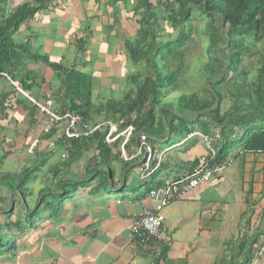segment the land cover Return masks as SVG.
<instances>
[{"label":"crops","instance_id":"obj_1","mask_svg":"<svg viewBox=\"0 0 264 264\" xmlns=\"http://www.w3.org/2000/svg\"><path fill=\"white\" fill-rule=\"evenodd\" d=\"M156 2L150 0L154 6ZM25 3L35 6L33 0L3 2L0 22ZM139 3L140 0H53L12 37L17 51L27 59L21 61L22 68L15 72L13 62L8 64L15 77L9 70L0 73V227L24 221L26 213L24 206L23 213L19 209L21 194L10 190L3 180L6 177L36 169L46 159L37 177V188L30 186V200L38 199L47 187L57 188L58 181L82 184L68 197H63L64 192L52 196L50 206L37 211L33 228H15L14 246L0 248V264H165L173 251L177 255L175 260L183 264H194L196 258L211 253V263L218 264L225 244L237 238L244 225L249 224L253 233L264 223V153L234 150L219 177L177 201V207L169 211L162 232L168 252L158 261L160 253L153 258L156 252L145 254L136 250L130 231L133 217L155 205L148 198L149 189L176 181L186 170L198 166L207 153L202 138L198 136L195 145L186 150L193 141L184 139V134L175 135L171 138L175 142L172 146L166 145L170 147L156 153V146L170 141L165 135L156 137L151 142H155V173L144 182L139 175L144 158L138 156L134 145L127 147V160L121 157L119 142L108 147L112 150L109 167L99 168L102 161L96 145L89 141L82 144L80 158L71 161L74 140L45 133L46 118L26 95L40 101L51 99L64 110L60 101L64 90L55 72L31 57H46L51 63L89 75L94 87L93 100L101 91L107 97L116 94L119 97L114 99H121L129 90L130 76L122 78L117 73L131 62L126 45L134 43L138 36ZM224 93L222 114L226 115L233 102L227 90ZM103 101L94 100L99 105ZM105 122L119 128L115 122ZM211 124L205 132L200 126L194 127L195 133L207 132L214 137L217 127ZM14 202L15 212L8 222L6 215L13 210ZM213 223L216 229L212 228ZM10 230L11 227L5 228ZM200 237L205 245L200 246ZM212 246L213 251L205 252V248ZM252 263L264 264V256Z\"/></svg>","mask_w":264,"mask_h":264},{"label":"trees","instance_id":"obj_2","mask_svg":"<svg viewBox=\"0 0 264 264\" xmlns=\"http://www.w3.org/2000/svg\"><path fill=\"white\" fill-rule=\"evenodd\" d=\"M5 1L7 0H0V6ZM52 1L33 0L35 6L25 3L9 17L1 20L0 73L8 70L10 72V65H8L10 62H13V72L22 68L21 61L27 59V56L17 51L12 37L24 23L32 20L41 10L47 8ZM156 1L154 6L150 3V0H140L139 8L136 11V14L140 15L141 18L139 21L140 29L135 42L127 43L126 51L130 61L136 66H141V71L128 78L129 90L121 99L111 98L99 105L93 100L94 87L92 78L89 75L75 68L67 69L51 63L46 57H31L33 60L47 65L57 75L64 90L60 100L64 110H70L80 115L91 125L98 124V120L115 122L119 124L118 132H122L132 124L134 133L128 145H134L138 148L137 139L140 134H143L148 138L153 154L154 150L151 142L156 137L168 136L170 138L168 143H171L173 140L171 138L175 135L182 134L183 136L184 134V139H186L195 133L196 129L194 127L200 126L202 132H205L209 122L212 123L211 126L217 127V132L222 137L220 141H216L212 145L216 151V164H228L234 150L241 149L244 152L264 153V60L261 65H257L255 78L253 77L254 79L248 86L244 81H241L246 74L240 71V65L245 54L250 51L251 47L264 43V0ZM194 12L200 13V19H204V17L210 19L209 30L214 33L211 36V43L208 48L212 58L206 66L209 74L206 81L212 83V80H215L213 74L217 71L218 76L224 73H232L233 75L230 79L222 76L219 83L215 82L213 85L204 88L206 92L212 93L211 98H201L198 94L180 95L177 102L175 100L172 102L168 95L176 89V83L180 80L184 70L183 52L185 46L191 40L192 30L189 25L194 19ZM217 19L220 26L226 28L224 35L219 34L218 29L215 27ZM167 34L168 37H166ZM219 41L225 43L228 48L235 49L228 57V64L226 61L221 62L215 56ZM174 59H178L177 64H174L177 61ZM10 74L15 77L12 72ZM224 83H228L229 86L239 91V94L234 96L231 94L232 91L229 90V87L227 88V93L233 99V107L231 112L226 115L222 114V103L225 97V90L222 87ZM214 87H219V91ZM132 115L135 116V120L132 119ZM188 120L193 121V128H188ZM106 133L107 130H98L82 138L84 140H74V150L69 160H78L82 151L81 145L89 141L92 145H96L99 151L102 161L98 165L99 168L109 167L108 163L112 150L104 142ZM203 134L208 136L206 135L207 132ZM198 138V136H194L189 139L193 142L186 150L191 149ZM118 142L121 144L122 139ZM128 145L125 151H127ZM140 157L144 158L143 155ZM45 163L46 159H43L36 169H27L20 174L3 179L12 192L21 194L26 213L24 221L19 220L0 227V248H6L7 245L14 246L15 238L12 231L15 228L19 231L25 230V226L33 228L37 211L42 206L49 207L52 196L64 192L63 197H68L76 192L82 184L79 182L58 181L57 188L47 187L41 191L38 199L30 200V197H32L30 186L38 180L37 177L40 175ZM144 164L145 160L139 165V169ZM198 166L186 170L183 175L192 172ZM98 172L97 175L100 176ZM110 172L113 181L114 172L112 170ZM154 173L155 170L150 177ZM57 174L60 175V172H57ZM150 177L144 182L150 180ZM164 185L149 189L147 191L148 195L151 190H159ZM42 195L44 196L41 199ZM15 208L16 203L14 202L13 210L6 215L8 222L13 216ZM10 227L11 230L6 232L8 236L5 240V235L4 238L1 235L5 233V228L8 230ZM244 228V231H240L237 238L225 244L223 256L218 264H252L257 252L256 248L264 238V223L261 224L260 229L253 233H251L249 224L247 227L244 225ZM135 246L136 250L145 254L155 251L152 245L146 248L136 242ZM167 252L168 248L162 244L158 261L165 258Z\"/></svg>","mask_w":264,"mask_h":264},{"label":"built area","instance_id":"obj_3","mask_svg":"<svg viewBox=\"0 0 264 264\" xmlns=\"http://www.w3.org/2000/svg\"><path fill=\"white\" fill-rule=\"evenodd\" d=\"M17 90L19 89L17 88ZM26 97L29 99L32 106L46 118V134H58L60 137L67 140H78L98 130H107L104 138L105 144L111 147L122 139L120 145L121 157L127 160L125 148L129 144L130 138L134 133V126L132 124L127 126L122 132H118V128L114 123L103 122L91 125L80 115L70 110H61L56 107L54 101L51 99L40 101L27 95ZM132 119L135 120L134 115H132ZM194 136L201 137L207 148V153L200 159L199 166L192 172L185 173L181 179L167 182L159 190H151L148 198L153 201L155 205L151 208L144 209L140 214L133 217L130 229L131 240L135 243H140L146 248L152 245L155 250L154 252H156V254H153V258H158L161 245L166 244L164 243L165 240L162 238L165 224V217L163 215L164 209L177 201L185 199L189 193L195 191L201 185L209 183L212 179L219 177L228 165H219L215 163L216 151L213 149L212 145L214 142L221 140L219 133H216L214 137L194 133L190 135L188 139ZM137 143L138 156L143 155L145 158V164L140 168L139 175L141 181H146L155 170L152 167L155 156L148 143V138L145 135L140 134ZM196 198L200 199L199 196H196ZM256 249L257 252L253 262L259 261L264 256V238Z\"/></svg>","mask_w":264,"mask_h":264},{"label":"rangeland","instance_id":"obj_4","mask_svg":"<svg viewBox=\"0 0 264 264\" xmlns=\"http://www.w3.org/2000/svg\"><path fill=\"white\" fill-rule=\"evenodd\" d=\"M200 13L198 12H194V19L196 18L197 20H192L190 22L189 28L192 30L191 32V40L189 41V43L185 46V51L184 53V70L182 71V75L180 80H178V82L176 83V89L168 95V98L170 100H172V102L175 100V102L178 101V98H180V95H192V94H198L201 98H207L210 97L211 98V94L210 92H206L204 90V88L206 86H210L213 85V83L215 82H220V79L222 76L224 77H228L227 79H230L232 77V73H224L220 76H218V71L213 74V82H207L206 78L209 76L208 71L206 69V66L210 60V58H212V55H210L209 53V45L211 43V36L213 33L212 30H209V24H210V19L205 18L204 19H200L199 18ZM215 27L218 29L219 34L224 35L226 28H223L220 26V22L217 19L216 25ZM171 32V31H170ZM174 35V34H172ZM175 36V35H174ZM166 37H168V34L166 35ZM264 43L261 44H257L256 47H251L250 51L245 54V56L243 57L242 63H241V70L243 71L246 75L245 78L241 81H244L246 83V85L248 86L249 83L252 82V79H254V75H255V71L256 68L258 67L257 65H261L263 60H264ZM234 48H228L227 45L221 41H219L217 43V51L215 52V56L216 58H218L221 62H225L228 64L229 60L228 57L231 56V54L234 52ZM177 60L176 62H174V64L178 63V59H174ZM129 62V61H128ZM210 63V62H209ZM123 67V66H122ZM120 66V68H122ZM240 68V67H239ZM141 71V66H136L132 63V61L130 63H127V66L124 68V70H121L119 73L121 77L125 78V77H129L132 75H135L137 73H139ZM116 74V73H115ZM254 77V78H253ZM118 81V79H117ZM225 90H227V88L229 87V90H231V94L236 96L237 94H239V91H237V89L232 88L231 86L228 85V83H224L222 86ZM214 89L219 91V87H214ZM119 92V90H118ZM120 93V92H119ZM119 95H113V96H108L107 97V93L101 91L100 93H96L94 95V98L96 99V101L100 102L102 100L103 103L105 101H107L108 99L111 98H118ZM94 99V100H95ZM233 100V99H232ZM227 108V106L224 108V110ZM189 128H193V121H189L188 123ZM175 143L174 141H171V143H166L165 145L159 146V147H155V152L158 153L160 152L162 149H164V147H170V146H166V145H171ZM155 145V142L152 143V146ZM231 159V157H230ZM33 187L37 188V182L33 183ZM18 199H19V209L20 212L23 213L22 207H23V201L21 200L20 195H18ZM22 203V204H21ZM177 202L173 203L172 205H170L168 208H165L164 210V217L166 218L167 214L169 213V211H173V209H175V207H177ZM168 225V223H167ZM190 226L188 225V228ZM217 225L215 223L212 224V228L216 229ZM5 230V229H4ZM7 231H5L4 234H2L1 236L3 237L5 235V240L7 239L8 234L6 233ZM175 235V232H174ZM173 235V237H174ZM4 238V237H3ZM2 238V240H3ZM177 238V236H175L174 240ZM4 242V240H3ZM215 242H217V240H215ZM200 246L201 245H205L206 243H204L202 241V238L200 237ZM210 244H212V242H210ZM205 252L209 253L211 251H213V246L209 247V248H205L204 249ZM176 252H172L170 255V260L167 261L165 264H183V262H178L175 259L176 258ZM217 258L220 256V251L219 253H217ZM214 255L211 253L209 255L203 256L202 258L198 257L196 258L194 261V264H212L214 259H213ZM212 261V263H211ZM186 264V263H185Z\"/></svg>","mask_w":264,"mask_h":264},{"label":"clouds","instance_id":"obj_5","mask_svg":"<svg viewBox=\"0 0 264 264\" xmlns=\"http://www.w3.org/2000/svg\"><path fill=\"white\" fill-rule=\"evenodd\" d=\"M263 240V239H262ZM258 247V246H257ZM254 259V258H253ZM252 262H253V260H252Z\"/></svg>","mask_w":264,"mask_h":264},{"label":"bare ground","instance_id":"obj_6","mask_svg":"<svg viewBox=\"0 0 264 264\" xmlns=\"http://www.w3.org/2000/svg\"><path fill=\"white\" fill-rule=\"evenodd\" d=\"M108 147V146H107ZM112 147V146H111ZM252 264H254V263H252Z\"/></svg>","mask_w":264,"mask_h":264}]
</instances>
